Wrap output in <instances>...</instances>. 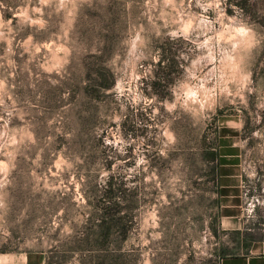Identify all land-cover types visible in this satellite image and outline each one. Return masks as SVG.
I'll list each match as a JSON object with an SVG mask.
<instances>
[{
    "label": "rangeland",
    "instance_id": "rangeland-1",
    "mask_svg": "<svg viewBox=\"0 0 264 264\" xmlns=\"http://www.w3.org/2000/svg\"><path fill=\"white\" fill-rule=\"evenodd\" d=\"M233 161L264 209V0H0V253L218 264Z\"/></svg>",
    "mask_w": 264,
    "mask_h": 264
},
{
    "label": "crops",
    "instance_id": "crops-1",
    "mask_svg": "<svg viewBox=\"0 0 264 264\" xmlns=\"http://www.w3.org/2000/svg\"><path fill=\"white\" fill-rule=\"evenodd\" d=\"M237 166L233 161V174H224L221 184L217 228L225 241L218 264H264V209L239 208ZM0 264H43V259L30 253H0Z\"/></svg>",
    "mask_w": 264,
    "mask_h": 264
},
{
    "label": "trees",
    "instance_id": "trees-1",
    "mask_svg": "<svg viewBox=\"0 0 264 264\" xmlns=\"http://www.w3.org/2000/svg\"><path fill=\"white\" fill-rule=\"evenodd\" d=\"M109 212H111V208L109 209Z\"/></svg>",
    "mask_w": 264,
    "mask_h": 264
}]
</instances>
